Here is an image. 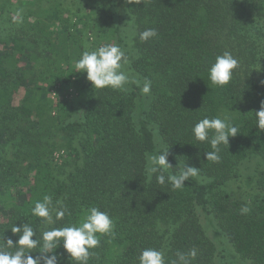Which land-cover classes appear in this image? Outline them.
<instances>
[{"label": "trees", "instance_id": "trees-1", "mask_svg": "<svg viewBox=\"0 0 264 264\" xmlns=\"http://www.w3.org/2000/svg\"><path fill=\"white\" fill-rule=\"evenodd\" d=\"M147 28L158 36L142 42ZM103 44L126 51L127 70L141 85L151 81L150 94L131 84L94 89L75 72L81 53ZM224 51L239 67L220 88L208 68ZM262 101L264 0H0V249L15 250L6 244L19 239L14 225H30L40 240L54 227L79 226L95 206L115 228L98 236L88 264H139L149 247L165 264L192 249L191 264H264V167L249 198L226 190L244 161L264 166L255 116ZM218 115L240 133L214 163L192 127ZM165 147L169 173L184 163L199 169L181 189L145 170L147 156ZM45 196L50 223L31 212ZM56 246L58 264H77Z\"/></svg>", "mask_w": 264, "mask_h": 264}, {"label": "clouds", "instance_id": "clouds-1", "mask_svg": "<svg viewBox=\"0 0 264 264\" xmlns=\"http://www.w3.org/2000/svg\"><path fill=\"white\" fill-rule=\"evenodd\" d=\"M127 3L140 4L142 0H126ZM20 19L15 22H22L20 12H17ZM158 32L155 28H147L139 33V39L147 42L156 38ZM130 63L126 51L117 44H103L92 50H84L79 59L75 62V72L86 73V79L94 89L111 88L113 90L126 91L127 85H136L144 95L150 94L151 81L145 79L141 81L127 70ZM239 67V60L230 52L224 51L217 55L213 63L208 68V79L212 85L223 88L227 86L234 75V71ZM256 126L264 131V101L261 102L259 111H255ZM211 133V135H210ZM240 133L239 127L232 123L228 116L204 117L194 124L192 134L196 141L207 142L211 146V151H206L207 161L219 163L221 160V145H229V138ZM169 148H161L156 154L147 156L146 172L151 178L155 176L156 182L164 185L171 184L173 189H181L185 186V181L199 175V169L188 166L186 163L179 167L178 172L169 173L173 169L169 162ZM179 164V163H178ZM177 164V165H178ZM52 199L45 196L42 201H36L31 209L32 215L42 218L45 222H52ZM66 209L61 207L56 210V219L60 220L65 216ZM250 212V208H241V214ZM115 223L106 211H101L98 207L87 209L83 221L79 226L69 225L64 227H54L43 231L40 240L36 237V231L28 224L21 226L14 225L12 233H21L18 241L13 243L9 239L6 244L14 251L0 249V264H58L59 257L55 253L57 244L63 243L66 253L70 254V259L77 264H88L90 249L99 246L98 236L113 234ZM42 241V243H41ZM40 246L39 255L33 257L31 249ZM196 250L192 249L187 253L177 252V259L173 264H191V260L196 257ZM139 264H165L164 254L155 248H145L141 251Z\"/></svg>", "mask_w": 264, "mask_h": 264}, {"label": "rangeland", "instance_id": "rangeland-1", "mask_svg": "<svg viewBox=\"0 0 264 264\" xmlns=\"http://www.w3.org/2000/svg\"><path fill=\"white\" fill-rule=\"evenodd\" d=\"M64 5H61L60 7L62 8L64 7ZM68 7L71 8V6ZM70 14H73V12H71ZM263 167L264 166L263 164H261V161L256 158L244 161L238 167V176L232 178V180L227 183L226 190L228 192L234 193V195L237 197H242L243 199L249 198V196H252L254 193L252 184L257 181L256 178L252 177H255L257 173L262 171Z\"/></svg>", "mask_w": 264, "mask_h": 264}]
</instances>
